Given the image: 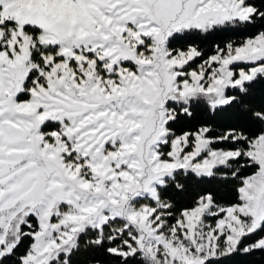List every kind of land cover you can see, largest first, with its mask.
<instances>
[{
	"label": "snow or ice",
	"instance_id": "1",
	"mask_svg": "<svg viewBox=\"0 0 264 264\" xmlns=\"http://www.w3.org/2000/svg\"><path fill=\"white\" fill-rule=\"evenodd\" d=\"M0 264H264V0H0Z\"/></svg>",
	"mask_w": 264,
	"mask_h": 264
}]
</instances>
